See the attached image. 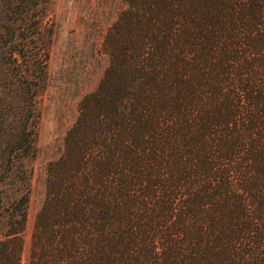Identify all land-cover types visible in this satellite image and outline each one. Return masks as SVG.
Listing matches in <instances>:
<instances>
[{
	"label": "trees",
	"instance_id": "16d2710c",
	"mask_svg": "<svg viewBox=\"0 0 264 264\" xmlns=\"http://www.w3.org/2000/svg\"><path fill=\"white\" fill-rule=\"evenodd\" d=\"M51 2L0 0V264H22ZM126 5L28 264H264V0Z\"/></svg>",
	"mask_w": 264,
	"mask_h": 264
},
{
	"label": "rangeland",
	"instance_id": "374dc122",
	"mask_svg": "<svg viewBox=\"0 0 264 264\" xmlns=\"http://www.w3.org/2000/svg\"><path fill=\"white\" fill-rule=\"evenodd\" d=\"M126 6V0H52L49 5L46 23L53 27V37L47 81L38 102L37 152L27 164L31 192L22 264H28L48 164L60 155L81 100L97 89L110 64L105 38Z\"/></svg>",
	"mask_w": 264,
	"mask_h": 264
}]
</instances>
